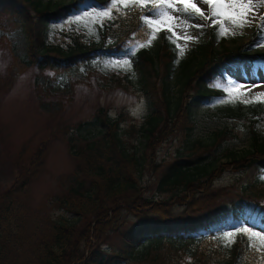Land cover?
Instances as JSON below:
<instances>
[{"label": "trees", "instance_id": "1", "mask_svg": "<svg viewBox=\"0 0 264 264\" xmlns=\"http://www.w3.org/2000/svg\"><path fill=\"white\" fill-rule=\"evenodd\" d=\"M77 1L0 0V25L20 24L28 37L29 60L40 69L89 66L94 58L128 54L133 39L151 38V29L140 19L147 8L125 7L118 1L110 16L97 24L98 43L85 44L76 36L66 46L48 44L44 18L76 12ZM90 1L110 4V0ZM156 34L155 46L145 44L132 54L133 72L102 77L108 85H134L149 99L150 111L140 124L123 128L122 113L112 117L99 106L91 120L77 123L79 131L88 125L94 131L67 138L75 165L57 178L63 192L45 203L60 214H31L29 207L30 184L46 145L31 153L18 151L12 159L16 175L0 193V264H264L261 237L237 232L224 238L226 232L241 227L264 236V174L252 176L236 195L254 204L251 211L233 200L227 213L213 209L223 197L233 195L230 186L213 185L224 170L248 169L264 161V137L255 129L264 116V101L252 97L223 109L231 117L247 118L250 143L239 155L226 150L227 161L219 162L208 156L234 136L231 128L191 138V107L185 99L191 89L206 96L222 94L194 79H211L213 69L233 55L264 59V53L256 56L242 45L215 48L209 39L195 43L190 56L181 58L176 36L166 38L170 35L166 27ZM6 39L0 31V47ZM174 72L180 85L177 97L170 95ZM178 129L185 131L186 146L167 163L152 165L151 180L158 192L167 194L156 202L141 193L139 171L150 161L147 156ZM174 202L179 209H174ZM113 235L118 239L110 243Z\"/></svg>", "mask_w": 264, "mask_h": 264}, {"label": "rangeland", "instance_id": "2", "mask_svg": "<svg viewBox=\"0 0 264 264\" xmlns=\"http://www.w3.org/2000/svg\"><path fill=\"white\" fill-rule=\"evenodd\" d=\"M67 2L69 0H54ZM119 1V0H118ZM76 12L68 13L61 11L57 16L49 15L44 19L47 21L45 39L50 45L66 46L76 37L85 44L99 42L97 24L104 18L110 16L115 5H111L108 15H100L108 11L110 4L100 5L90 0H79ZM198 6L200 0H193ZM179 12L174 9L168 11L179 16L174 24V31L178 44L184 50L179 56H190V50L198 41L211 39L215 48L235 47L242 45L245 50L254 55L263 52L264 28L260 27L261 17H264V0H252L250 8L252 14L257 17V22L244 29L233 28L225 21L224 27L229 32L221 36L220 24L206 22L203 28L188 27L200 23L195 17H189L183 11V5H177ZM206 13L210 9H205ZM87 12L90 15L84 16ZM80 15L82 19L75 21V16ZM145 15L159 19L152 13ZM35 19L37 16H34ZM216 31H212L213 27ZM166 27V26H164ZM167 28V27H166ZM1 33L6 36V44L0 47V193L4 192L13 182L16 175L15 165L12 159L18 151L27 149L31 153L36 147L45 144L46 150L43 154L42 165L32 179L29 189V207L31 214L45 211L48 214L58 215L52 207L46 206V201L63 192L58 185L57 178L72 170L75 158L67 148V138L92 134L93 125H88L82 130H77L76 125L81 121H89L96 108L101 106L107 109L113 117L122 113L125 119L121 126L127 128L130 123L140 124L150 111V103L147 96L140 92L134 85L120 88L115 84L108 85L103 78L114 72H133L132 54L140 48L139 44L155 46L158 40L157 34L153 39H133L131 50L123 56H113L109 59L94 58L89 66L78 65L76 69H62L44 67L40 69L31 62L27 52L28 37L20 24L0 25ZM185 32L198 37L193 41H186L183 37ZM232 32H235L233 35ZM176 36V37H177ZM185 44L187 46L185 47ZM129 60L131 66L115 64L116 61ZM28 61V63H27ZM193 66V65H192ZM180 69V68H177ZM103 77V78H102ZM177 74L174 72L170 78V95L177 97L180 85L176 83ZM201 82L205 89L220 91L222 94L202 95L195 89L187 91L186 102L191 107V119L193 129L191 138L206 137L214 129L223 127L231 128L233 137L226 140L219 148L209 154V158L227 161L225 151H233L241 154L242 149L250 143L249 122L247 118H234L224 113L227 105H234L238 100H250L258 93L264 92V59L256 57L231 56L220 68L213 70V77L209 80L202 78L194 79ZM218 85V86H217ZM237 85L243 87L237 88ZM227 89V90H226ZM221 100L224 102L221 103ZM135 113V114H134ZM255 129L260 136L264 137V116L259 118ZM88 132H90L88 134ZM186 134L182 129L174 130L171 135L158 145L154 155H148L147 161L139 171V182L143 187L141 193L146 197L158 202L167 194L157 191L155 180H151L152 165L167 163L172 160L186 145ZM141 140V139H140ZM142 149V148H141ZM151 162V163H149ZM248 169L234 171L228 168L213 182L215 187L230 186L233 195L223 197L214 207L219 214L227 213L231 200L238 207H244L251 211L254 204L248 200L239 199V188L254 175L264 174V161ZM174 209H179V204L174 202ZM212 209V210H213ZM69 219L73 215L67 216ZM118 236H112L110 243H115ZM106 247V246H104Z\"/></svg>", "mask_w": 264, "mask_h": 264}, {"label": "snow or ice", "instance_id": "3", "mask_svg": "<svg viewBox=\"0 0 264 264\" xmlns=\"http://www.w3.org/2000/svg\"><path fill=\"white\" fill-rule=\"evenodd\" d=\"M118 0H110V6L108 11L100 13V15H108L111 10V5L117 4ZM252 0H200V4L204 8L197 5L193 0H119V3L128 7L129 5L135 7L147 8L149 13H152L153 16H158L159 19H154L152 16L144 15L140 19L151 29V36L154 39L156 32L161 30L162 27H167V32L170 34L166 38L172 39L173 36H177L174 31V27H178V24H174L175 21H178L179 16L172 15L168 9H174L179 12L180 9L177 5H183V11L188 14L189 17H195L200 23L189 25L187 21H183L188 27L203 28L206 22H213L220 24V35L224 36L229 32L228 28H225L224 22H229L233 28L244 29L245 27H250L257 22V17L251 12ZM150 5V7H149ZM205 9H210L206 13ZM90 14L85 12L84 16H89ZM75 21H80L82 17L80 15L75 16ZM261 24L260 27L264 28V17L260 18ZM234 35L235 32H232ZM180 37L177 36V39ZM186 41H193L198 37L189 35L185 32L183 37ZM152 39L147 41L148 44H151ZM140 47H144L145 44L140 43ZM187 44H185V47ZM260 46H264L262 43ZM184 54L183 48L180 49V55ZM115 64H120L122 67L131 66L129 60L116 61ZM218 86V85H217ZM237 88L243 87L242 85H237ZM227 90V89H226ZM253 99H259L264 101V92H260ZM224 101L221 100V103ZM248 101H244L247 103ZM135 114V113H134ZM264 179V177H262ZM237 232L250 234L251 237H261V240L264 241V236L260 232H253L249 227H241L235 230V232L229 231L225 233V239L233 237ZM252 247V245H249Z\"/></svg>", "mask_w": 264, "mask_h": 264}]
</instances>
